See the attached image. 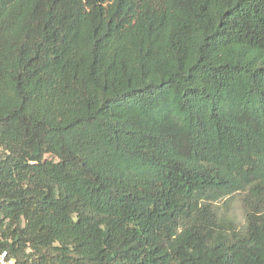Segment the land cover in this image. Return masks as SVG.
I'll return each mask as SVG.
<instances>
[{"label":"trees","instance_id":"trees-1","mask_svg":"<svg viewBox=\"0 0 264 264\" xmlns=\"http://www.w3.org/2000/svg\"><path fill=\"white\" fill-rule=\"evenodd\" d=\"M262 192L264 0H0L14 264H264Z\"/></svg>","mask_w":264,"mask_h":264},{"label":"rangeland","instance_id":"rangeland-1","mask_svg":"<svg viewBox=\"0 0 264 264\" xmlns=\"http://www.w3.org/2000/svg\"><path fill=\"white\" fill-rule=\"evenodd\" d=\"M43 160L48 165L49 172L55 175L59 168V161L52 155H46ZM262 195L264 196V192H262ZM259 199L258 195L254 196L251 192L246 191L224 198L213 203L211 206L212 210L216 211L219 217L232 220L234 227L241 229L245 226L246 208L250 204H256Z\"/></svg>","mask_w":264,"mask_h":264},{"label":"built area","instance_id":"built-area-1","mask_svg":"<svg viewBox=\"0 0 264 264\" xmlns=\"http://www.w3.org/2000/svg\"><path fill=\"white\" fill-rule=\"evenodd\" d=\"M0 264H14V261L8 257L7 253H0Z\"/></svg>","mask_w":264,"mask_h":264}]
</instances>
